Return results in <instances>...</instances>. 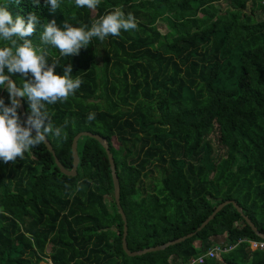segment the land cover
Listing matches in <instances>:
<instances>
[{
	"label": "trees",
	"instance_id": "16d2710c",
	"mask_svg": "<svg viewBox=\"0 0 264 264\" xmlns=\"http://www.w3.org/2000/svg\"><path fill=\"white\" fill-rule=\"evenodd\" d=\"M221 1L165 0L160 15L161 0H101L95 10L62 0L55 12L46 0H0L14 19L39 17L27 37L35 43L52 20L90 26L115 7L136 17L137 29L94 39L78 55L51 49L49 65L58 59L62 75L70 64L82 84L66 102L47 106L55 126L68 121L66 139L48 137L66 169L78 132L108 142L131 251L195 231L227 199L264 234V0H226V11ZM159 19L169 24L164 34L153 26ZM10 78L18 86L25 79ZM0 93L10 104L7 88ZM22 103L28 115L26 97ZM77 152L75 176L59 170L45 143L15 163L0 160V264H186L212 246L218 224L228 233L223 245L242 239L221 254L224 264H264V250L247 242L264 239L232 204L191 237L128 256L107 154L89 136L78 139Z\"/></svg>",
	"mask_w": 264,
	"mask_h": 264
},
{
	"label": "clouds",
	"instance_id": "9594fccd",
	"mask_svg": "<svg viewBox=\"0 0 264 264\" xmlns=\"http://www.w3.org/2000/svg\"><path fill=\"white\" fill-rule=\"evenodd\" d=\"M46 2L53 12L61 8L62 0ZM35 3L38 4L39 0ZM74 3L77 8L95 10L101 0H74ZM39 22V17L32 14L26 24L22 17L14 19L7 6H0V87L6 86L10 95V104L0 98V160L4 163L24 159L26 152L46 143L49 136L67 138L65 128L68 121L55 126L47 106L66 102L81 87L82 79L73 77L70 64L62 75L57 73L55 69L59 60L52 58L53 63L49 65L50 50L58 49L61 57L78 55L94 39L104 41L109 36L119 37L122 31L138 27L132 13L125 14L120 7H115L90 26L65 22L60 27L52 20L44 25L39 43H35L27 37L34 33ZM17 73L25 77L19 86L10 78V74ZM29 75L31 78L27 79ZM18 97L27 98L29 112L26 120L19 112L21 101ZM87 119L94 120L95 113H90Z\"/></svg>",
	"mask_w": 264,
	"mask_h": 264
},
{
	"label": "water",
	"instance_id": "95a60500",
	"mask_svg": "<svg viewBox=\"0 0 264 264\" xmlns=\"http://www.w3.org/2000/svg\"><path fill=\"white\" fill-rule=\"evenodd\" d=\"M11 80H13L11 78ZM6 87V86H5ZM3 87V88H5ZM1 95V93H0ZM21 101V108L19 109L22 119L27 118L26 112H25V108L23 106L22 103V98H19ZM82 136H89L92 137L94 139H96L101 146L104 148L106 154H107V158H108V162H109V166H110V170H111V177H112V182H113V192H114V201H115V205L117 207V210L119 212V214L121 215V218L123 220V233H122V240H121V245L122 248L124 250V252L128 255V256H136V255H142L145 254L147 252H152V251H157V250H162L166 247H168L169 245H173L175 243H178L180 241H183L186 238L191 237L192 235H194L197 231L201 230L211 219L214 218V216L216 215V213L218 211H220L225 205L227 204H232L234 206V208H236V210L241 214L243 220L248 224V226L251 228V230L258 235L261 239H264V234H262L257 227L254 225V223L246 216L242 213V209L241 207L238 205V203L234 200V199H227L225 201L220 202L215 208L214 210L207 216V218L196 228L195 231L190 232L186 235H183L181 237L175 238L173 240L167 241L163 244H157L154 246H150L147 248H143L141 250H134L131 251L128 247H127V240H126V236H127V222H126V216L125 213L122 209V206L120 204V187H119V181H118V177H117V172H116V167L114 164V159H113V155L109 150V144L106 141V139L97 134V133H93L90 131H80L77 134L74 135L72 142H71V153H72V168L70 170L66 169L58 160V158L55 155V152L52 148V145L50 143L49 140H47V142L45 143L49 149L51 150V153L54 156V161L56 163V165L58 166L59 170L68 176H75L76 174V169H77V165L79 162V157H78V152H77V141L80 137Z\"/></svg>",
	"mask_w": 264,
	"mask_h": 264
},
{
	"label": "built area",
	"instance_id": "2783aa9c",
	"mask_svg": "<svg viewBox=\"0 0 264 264\" xmlns=\"http://www.w3.org/2000/svg\"><path fill=\"white\" fill-rule=\"evenodd\" d=\"M242 241V239H238L236 244H239ZM248 242V248L251 250H264V240H254L249 239ZM236 244L225 246L222 243H213L212 246L203 254H199L196 257H192L188 260L186 264H202L204 263L205 259H217L223 252H228L232 250Z\"/></svg>",
	"mask_w": 264,
	"mask_h": 264
},
{
	"label": "rangeland",
	"instance_id": "374dc122",
	"mask_svg": "<svg viewBox=\"0 0 264 264\" xmlns=\"http://www.w3.org/2000/svg\"><path fill=\"white\" fill-rule=\"evenodd\" d=\"M156 1V0H155ZM167 2H165V0H161V5H159L158 6V8H157V10L159 11V13H160V15H164L165 14V4H166ZM218 4V6L221 8V9H223L222 11H226L227 10V6H228V3H227V1L226 0H222L220 3H217ZM251 3H250V1L248 2V6H247V8H249V5H250ZM248 10V9H247ZM260 16H262V17H264L263 15H260ZM169 24H168V22H167V20H161V19H159V20H157L156 21V23L153 25L154 26V28H156L158 31H159V33L160 34H164L165 32H167V29L169 28V26H168ZM88 47V46H87ZM86 47V48H87ZM85 48V49H86ZM100 57L99 56H97V58L95 59V60H97L96 62L97 63H100V59H99ZM94 66H96L97 68H98V65L95 63V65ZM153 175L155 176V172L153 173ZM106 198L110 201L111 200V195L109 194V195H107L106 196ZM202 199V202L206 205V206H208L209 205V199H205V198H201ZM212 202H214V201H212ZM49 248H50V246L48 245L47 246V248H46V252L48 253L49 252ZM39 264H51V262L49 261V260H47L46 262H40Z\"/></svg>",
	"mask_w": 264,
	"mask_h": 264
},
{
	"label": "crops",
	"instance_id": "0c3cea01",
	"mask_svg": "<svg viewBox=\"0 0 264 264\" xmlns=\"http://www.w3.org/2000/svg\"><path fill=\"white\" fill-rule=\"evenodd\" d=\"M227 230L222 224L217 225V234L211 237V240L213 243H226V238H227ZM194 246L198 248L200 246L199 242H195ZM250 249V248H249ZM216 260V264H224V261L222 259V255L219 256Z\"/></svg>",
	"mask_w": 264,
	"mask_h": 264
}]
</instances>
